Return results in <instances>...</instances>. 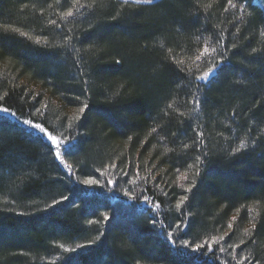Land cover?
Masks as SVG:
<instances>
[{"label":"trees","instance_id":"obj_1","mask_svg":"<svg viewBox=\"0 0 264 264\" xmlns=\"http://www.w3.org/2000/svg\"><path fill=\"white\" fill-rule=\"evenodd\" d=\"M233 2L0 0V264H264V0Z\"/></svg>","mask_w":264,"mask_h":264},{"label":"snow or ice","instance_id":"obj_2","mask_svg":"<svg viewBox=\"0 0 264 264\" xmlns=\"http://www.w3.org/2000/svg\"><path fill=\"white\" fill-rule=\"evenodd\" d=\"M77 2H78V0H77ZM93 2H95V0H93ZM140 2H141V0H136V3H140ZM144 2H146V3H148V4H151V3H152V0H144ZM122 3H123V5H127V4L129 3V0H122ZM228 4H229V7H231V8H237V7H238V5H237L236 3L233 2V0H228ZM239 7H243V5H239ZM67 15H72V13L69 12V13H67ZM50 23L55 24L56 22H55V21H50ZM233 47H235V45H233ZM206 51H207V49H205V52H206ZM252 51L255 52L256 49L254 48V49H252ZM212 70H213V69L210 68L209 71H208V72H205V73L203 74V76L200 77V78H201V79L207 78V76L211 73ZM197 103H198V101H197ZM86 107H87V105H84L83 107H81V108L79 109V111H80V112H83V111L85 110ZM0 111L8 112L9 109H7V108H3V107H0ZM37 111L39 112L40 110L38 109ZM24 123L28 124V125L31 126V127H34L35 129H37V130H39V131H41V132H47V129H45L41 124H39V123H35V124H34L32 120L25 121ZM201 135H202V134H201ZM48 139H49L53 144L56 145V150H55L54 155H55L57 158H60V159L62 160V152H61L60 145H59V142H58V140H57V137H56V136H53V135H51V134L49 133V134H48ZM241 146H243V141H241ZM187 147H188V145H185V148H187ZM236 151H239V149H236ZM65 166H66V167H70V166H68V165H65ZM185 178H186V177H185ZM84 183H86V184H87V183H97V181H94V180H85ZM190 190H191V189H189V191H190ZM67 199H68V197L61 195V200H67ZM186 200H187V197H186V196H185V197H182V198L180 199V201L176 204V207H177V208H180V207L185 203ZM60 202H61L60 200L53 199L52 204L55 205V204H58V203H60ZM233 219H235V217H233ZM89 223H92V221H89ZM180 226H181V225H177V228H179ZM229 227H231V225H229ZM254 227H255V225H253V228H254ZM225 235H227V234H225ZM223 239H224L223 236H220L219 238H217V237H213V238H212V243H216V244H218L219 241H221V240H223ZM185 243H188V242L185 241ZM243 243H244V241H240V244H243ZM206 244H207V242H206ZM60 246L63 247V245H60ZM202 246H204V245H201V244H197V245H196L197 248H200V247H202ZM235 246H236V247H239V245H235ZM220 251L223 252L224 249L221 248ZM244 259L246 260L247 257H245ZM256 264H260V262L257 261Z\"/></svg>","mask_w":264,"mask_h":264},{"label":"rangeland","instance_id":"obj_3","mask_svg":"<svg viewBox=\"0 0 264 264\" xmlns=\"http://www.w3.org/2000/svg\"><path fill=\"white\" fill-rule=\"evenodd\" d=\"M46 136H48L47 134H46ZM48 138V137H47ZM50 141V140H49ZM51 142V141H50ZM59 142V145H60V149H61V147L63 146V144H64V142H62V141H58ZM51 144L54 146V148H55V150H56V145L55 144H53L52 142H51Z\"/></svg>","mask_w":264,"mask_h":264}]
</instances>
